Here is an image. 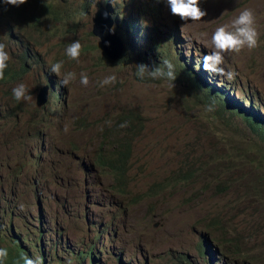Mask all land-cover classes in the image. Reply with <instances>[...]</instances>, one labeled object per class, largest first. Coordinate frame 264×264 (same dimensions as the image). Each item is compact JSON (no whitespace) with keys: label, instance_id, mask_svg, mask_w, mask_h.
I'll use <instances>...</instances> for the list:
<instances>
[{"label":"rangeland","instance_id":"374dc122","mask_svg":"<svg viewBox=\"0 0 264 264\" xmlns=\"http://www.w3.org/2000/svg\"><path fill=\"white\" fill-rule=\"evenodd\" d=\"M130 1L145 17L136 22L121 14L119 24L126 28L113 30L123 45L133 48L132 54L123 63L106 62L91 35L96 4L110 3L115 16ZM34 3L65 4L72 14L56 39L33 36L28 41L31 58L23 72L18 62L26 49L13 45L11 32L0 24V42L12 57L8 67L20 72L0 83V221L6 214L14 217L25 235L17 245L40 257L37 227L48 232L63 226L66 245L75 253H89L94 264H264V184L256 190L264 145L255 144L244 122L248 118L255 126L259 116L264 118V0H201L207 16L200 22L180 21L166 0ZM246 7L256 12L259 46L225 54L222 66L238 73L234 80L204 71L202 56L212 50V32ZM52 28V23L46 25ZM15 35L25 36L18 28ZM77 39L83 45L79 61L65 55ZM61 60L64 66L55 75L51 65ZM164 60L175 66L174 87L164 79L137 75V65L151 70ZM70 71L76 80L61 86ZM81 72L89 75L87 87L79 83ZM113 73L117 82L100 86ZM21 82L31 101L13 98L12 88ZM211 85L218 94L208 95ZM43 86L50 87V100L37 109L35 98ZM220 108L223 119L216 114ZM250 108L256 114H249ZM131 113L139 116L134 123L139 131L131 139L127 192L119 196L111 190L110 173L95 160L110 129L125 135L127 127L120 125ZM227 156L236 159L235 166L225 163ZM183 175L189 179L182 181ZM104 225L112 231L103 233L101 241L96 231L101 233ZM1 236L4 248L9 240L4 232ZM236 243L243 248L241 255Z\"/></svg>","mask_w":264,"mask_h":264},{"label":"clouds","instance_id":"9594fccd","mask_svg":"<svg viewBox=\"0 0 264 264\" xmlns=\"http://www.w3.org/2000/svg\"><path fill=\"white\" fill-rule=\"evenodd\" d=\"M3 4L12 5L18 7L27 2V0H2ZM201 0H166V4L170 9V13L173 16L179 18L180 21H190V22H200L204 20V17L207 16V11L200 6ZM103 3L102 5L108 15L111 17L113 21V27L115 29L126 28L122 27L117 17L121 14H126V10L123 12H119V15L113 16L111 14L110 3ZM107 6V7H106ZM141 11H137V9L133 8V11L129 13V16H134V20L137 22L141 20L142 17H145V13L140 14ZM117 35V33L115 32ZM92 35V34H91ZM118 36V35H117ZM93 37V36H92ZM120 39V37L118 36ZM121 41V39H120ZM259 32L257 30V18L256 12L253 8L246 7L239 12V14L233 18L230 22L222 23L215 28V30L211 34L210 44L212 50L210 52L205 53L202 56V68L204 71L211 73L214 76L225 77L227 80L231 81L236 78L238 73L234 70L228 69L226 70L224 65L225 63V54L226 53H240L243 49L247 48L248 50L255 49L259 46ZM107 44V42H105ZM122 43V41H121ZM123 45V43H122ZM83 45L80 40L72 41L67 48L65 49V55L72 60L79 61V58L82 53ZM125 44L123 45V51L121 57L124 54ZM102 52V51H101ZM131 55V54H130ZM127 57V55H126ZM102 58L107 61L109 60L104 55ZM119 58V59H120ZM12 59L9 51L7 50V45L4 42H0V80H4L5 71L9 66V61ZM118 59V60H119ZM118 60L115 61L118 63ZM110 61V60H109ZM126 61V59H125ZM124 61V62H125ZM112 62V61H111ZM123 63V62H122ZM64 66V61H57L51 65V72L55 75H59ZM147 74L152 79H164L170 82V87H174V81L176 79L175 66L168 60H164L161 64L153 67L149 70L146 64L137 65V75L140 78H143ZM77 78L75 72H66L63 75V78L60 81L61 86H67L70 83L74 82ZM200 80L203 76L199 75ZM89 75L86 72H81L79 74V83L87 87L90 84ZM117 82V75L110 74L105 76L102 80L99 81L100 86L111 85ZM212 86V85H211ZM49 87V86H48ZM50 88V87H49ZM217 92H213L218 94ZM50 95V91L48 92ZM212 94V93H211ZM12 96L17 101H31L33 96L30 94V90L26 84L23 82L17 84L12 88ZM229 96L227 97L228 100ZM50 100V98H49ZM233 102L232 104H234ZM248 103H251L248 100ZM235 105V104H234ZM254 107L255 104H253ZM237 107V106H235ZM243 109V106L241 107ZM253 110V108H250ZM250 109L247 111L249 114H256L254 111L250 113ZM209 110H211V106H209ZM246 112V111H245ZM110 123V122H109ZM127 122L122 123L120 125L121 128L126 127ZM248 127V126H247ZM102 130V129H101ZM249 130V128H248ZM65 132L68 131L67 127L64 129ZM20 209L23 211L24 206L21 205ZM57 210V209H55ZM58 211V210H57ZM63 213H67V210L64 209ZM39 216L42 217V205L39 207ZM14 218L11 214H6L4 218L0 221V243L2 244V236L1 233L4 232L8 236V245H5L4 248H0V262L6 261L8 255L14 258L13 253L18 250L22 254L21 260H17L16 264H53L58 262L60 264H69L70 261H73L74 264H87L84 262V259L87 258L88 264H94L92 258L89 256V253L83 255L75 253L71 250V247L66 245L69 244L68 236L65 237V229L63 226L59 228L53 227L51 230L46 229L48 232H45V228L42 225L37 227V231L42 235L39 242L35 239L36 252L40 253V257H31V253H29L24 246L17 245L18 243H24V237L18 228L13 223ZM105 228L101 231V233L96 235L98 238H101L102 234L106 232L110 234L112 231L108 226L104 225ZM107 236V235H106ZM66 242V243H65ZM207 243V240H204ZM40 244V246L38 245ZM203 244L200 243V246ZM114 245L111 246L110 249L113 248ZM60 256V258H59Z\"/></svg>","mask_w":264,"mask_h":264},{"label":"trees","instance_id":"16d2710c","mask_svg":"<svg viewBox=\"0 0 264 264\" xmlns=\"http://www.w3.org/2000/svg\"><path fill=\"white\" fill-rule=\"evenodd\" d=\"M35 1L36 0H27L26 3L18 7H15L12 5L3 4L2 0H0V24L4 25L5 23V26L11 32L10 36L12 37V39L9 40L13 45L15 46L19 45L21 48L24 47L26 49V52L23 54L22 57H20L19 59L20 61L18 62L20 67V72L24 71L27 61L31 58V51L29 46L30 43L28 41L33 39V36L47 37V40L56 39L61 33H63L60 26L64 24L67 18L69 17L71 18V14H72L71 9H67L65 4H60L59 6H56L55 3L36 4L34 3ZM125 5H126L125 9L127 12L124 17H126L129 13H131L133 11V8L135 7L134 1L133 2L130 1ZM85 10L86 7L78 15H76L75 18L78 19L82 17ZM137 11H141L140 14L143 13V10L137 9ZM117 13L118 14L115 15L116 17L119 15V12ZM49 23L53 24V28L47 30L46 25ZM16 28H18L25 36L20 37L15 35ZM42 30L44 32L40 34V31ZM26 35L28 36L27 38ZM124 50H125L124 54L122 58L118 60V63L124 62L127 53L132 54L133 48L126 44ZM110 63L112 62L110 61ZM20 72H14L8 67L5 71L6 78L4 80H0V83L18 77ZM213 92H217V90H215L213 86H209L208 95L210 96L211 93ZM255 106L258 107L257 104H255ZM252 112L253 110L250 109V113ZM216 113L217 114L219 113L218 115L221 116V118L223 119L221 114L222 113L221 108ZM214 116L216 118L218 117L216 114ZM138 117L139 116L136 114H132V113L127 114L126 116L127 128L125 130V135L119 137L115 132L114 128L110 129L109 132H107V134L103 136L102 144H100L101 149L97 153L95 164L98 167L107 170L110 173L109 177H111L112 179L111 190L115 195L123 196L125 195V192H127L128 181L126 179V174H127L126 171L128 168V162L131 155V139L132 137H134V134H136L139 131L138 126H136V128L134 127V123L135 122L136 124L138 123ZM258 119L260 123H256L255 126L248 118H244V122L249 128V131L252 134L251 139L254 140L255 144L264 145V118L259 116ZM111 148L113 150H111ZM229 160H231L232 163ZM225 163L228 166H235L236 159L233 158L232 156H227ZM259 174H260V181L256 180V185H257L256 190L258 192L261 191L259 187H263L264 184V166L259 168ZM188 179L189 176L187 175H183L181 178L182 181H187ZM168 181L169 180H167L165 183H167ZM165 183L157 184L155 187L159 189L162 186H165ZM217 241L224 248L222 242L219 240ZM235 247L237 248L236 250L237 254L241 255L243 253V248H240L237 243ZM13 255L14 258L11 256V254L8 255L5 264H16L17 260L22 259V257H20L22 254L18 250H16L13 253Z\"/></svg>","mask_w":264,"mask_h":264},{"label":"water","instance_id":"95a60500","mask_svg":"<svg viewBox=\"0 0 264 264\" xmlns=\"http://www.w3.org/2000/svg\"><path fill=\"white\" fill-rule=\"evenodd\" d=\"M96 9V14L92 19L91 34L98 40L102 54L110 61H117L121 57L123 45L115 32L112 31L113 21L106 9L100 4H96ZM49 91L50 88L48 86H43L39 89L35 98V107L37 109L44 108L47 105Z\"/></svg>","mask_w":264,"mask_h":264},{"label":"bare ground","instance_id":"6f19581e","mask_svg":"<svg viewBox=\"0 0 264 264\" xmlns=\"http://www.w3.org/2000/svg\"><path fill=\"white\" fill-rule=\"evenodd\" d=\"M230 95V94H229ZM56 98V97H55ZM258 112V111H257ZM217 114V113H216ZM219 114V113H218ZM217 114V115H218ZM243 115V114H242ZM246 115V114H245ZM261 116H263V115H261ZM221 117V116H220ZM215 120H216V118H215ZM219 121V120H218ZM220 121H221V119H220ZM226 123V122H225ZM230 124V123H229ZM228 124V125H229ZM256 135V134H255ZM45 144V143H44ZM46 146V145H45ZM47 147V146H46ZM36 150V149H35ZM38 152V151H37ZM39 154V153H38ZM232 160V159H231ZM231 160H229L231 163H232V161ZM228 163V162H227ZM5 164V163H4ZM225 164V163H224ZM31 169V168H30ZM228 169V168H227ZM232 169V168H231ZM231 169H228V170H231ZM16 172V171H15ZM23 173V172H22ZM46 175H47V173H46ZM50 179V178H49ZM47 181V180H46ZM40 184V183H39ZM53 186V185H52ZM54 187V186H53ZM38 188H39V186H38ZM50 188H52V187H50ZM50 190V189H49ZM52 190V189H51ZM36 193H38V192H36ZM38 196V195H37ZM43 196V195H42ZM44 198V197H43ZM42 201V200H41ZM39 204H41V203H39ZM88 204V203H87ZM44 212H42V214H43ZM87 217V216H86ZM93 219V218H92ZM47 221V220H46ZM45 224V223H44ZM45 226V225H44ZM96 228V227H95ZM94 228V229H95ZM23 244V243H22ZM257 252V251H256ZM218 256V255H217ZM251 256V255H250ZM214 264V263H213Z\"/></svg>","mask_w":264,"mask_h":264}]
</instances>
